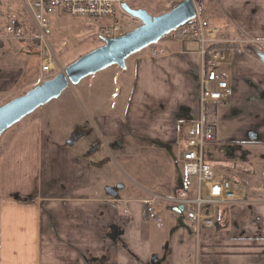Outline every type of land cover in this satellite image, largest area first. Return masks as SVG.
<instances>
[{"label":"crops","instance_id":"1","mask_svg":"<svg viewBox=\"0 0 264 264\" xmlns=\"http://www.w3.org/2000/svg\"><path fill=\"white\" fill-rule=\"evenodd\" d=\"M15 2L0 0L2 97L43 78L41 67L37 78L27 72L24 56L35 52L34 42L8 35L4 14ZM224 10L225 23L218 26L228 36L264 45V0H225ZM16 19L28 37L35 36L28 21ZM169 44L162 56L147 54L135 61L127 104L130 74L122 75V68L113 65L70 85L24 120L0 156V264H154L164 262L162 254L171 242L179 250L182 229L195 231L174 200L187 195L181 185L180 137L199 110L201 55L196 43ZM259 53L264 51L244 44L220 64L234 93L214 109L221 150L247 143L264 158V62ZM123 70L129 72L127 61ZM80 98L89 125L81 122ZM92 133L95 142L77 149ZM13 159L16 173L8 168ZM223 164L216 172L229 176L231 164ZM15 176L18 184L11 186ZM255 190L244 189L245 202L226 207L224 228L203 242L198 264H264V191ZM151 201L163 218L161 227L149 218Z\"/></svg>","mask_w":264,"mask_h":264},{"label":"built area","instance_id":"2","mask_svg":"<svg viewBox=\"0 0 264 264\" xmlns=\"http://www.w3.org/2000/svg\"><path fill=\"white\" fill-rule=\"evenodd\" d=\"M35 23L38 49L41 58V71L44 74L55 73L58 69L56 56L50 43L53 36L51 17L65 16L72 20L81 19L96 27L98 36L104 39L118 38L142 25L137 20L134 27H128L129 19L123 6L139 9L138 2L145 0H22ZM135 6V7H134ZM129 16V15H128ZM9 37L26 40L22 23L12 19L8 26ZM173 42H193L199 46L202 57L198 73L199 111L191 115L190 128L186 133L185 144L180 152L183 166L182 187L187 195L177 198L174 203L181 208L183 218L193 224L197 234L202 229H217L224 223L226 207L245 202L244 189L230 177L218 175L205 159V148L216 139L218 116L215 107L225 103L234 93L232 85L222 77L219 66L230 60L231 49H214V45L253 44L264 51V45L247 37L232 39L220 33L211 22L197 13L194 19L164 35L156 44L149 46L150 56H162ZM212 185L208 187L207 183ZM222 186L226 188L222 192ZM242 193V194H241ZM215 195V196H214ZM224 198V199H223ZM222 201V204L220 202ZM149 218L157 226H163V220L151 201L147 208Z\"/></svg>","mask_w":264,"mask_h":264},{"label":"rangeland","instance_id":"3","mask_svg":"<svg viewBox=\"0 0 264 264\" xmlns=\"http://www.w3.org/2000/svg\"><path fill=\"white\" fill-rule=\"evenodd\" d=\"M183 0H145L138 2L137 5L141 9L147 10L151 15L157 16L161 15L175 6H177L179 3H181ZM197 8V13L201 15V17L209 20L211 24L219 29L220 33H225L221 27L218 25H223L226 20L227 14L225 13V0H192ZM16 7L14 9H9L4 14V20H7L10 22L12 19H25L30 24L31 31L35 34H37V30L35 29L36 26L33 24V20L31 16L29 15L24 3L22 0H16L15 2ZM134 6V7H135ZM139 8V9H140ZM127 19H129L127 26L128 27H134L138 22L137 19L125 15ZM17 20V19H16ZM52 21V27H53V36L50 39L51 46L53 48L54 54L56 56V64L58 66V69L55 71V73L50 74H42L43 78L41 79L40 83L44 82L45 80L51 79L54 76H56L58 73H61L65 70V68L72 63L73 61L77 60L79 57L87 54L88 52L98 48L103 44V40L98 36V29L92 25H90L87 21H83L81 19L72 20L68 17L61 16V17H51ZM141 22V21H140ZM34 37H28L26 40L33 41L35 46V52H32L31 54H27L25 57L26 59V68L27 72L29 73L31 78H37L39 77L40 71L39 68L40 65V53L38 49V41ZM13 39V38H12ZM234 39V38H232ZM17 40V39H14ZM21 41V40H20ZM18 43V42H17ZM173 43H181V42H173ZM169 44L170 46L173 44ZM193 43V42H192ZM228 44V43H225ZM238 51H241L244 49V45H239ZM214 49L217 48H226V50L231 49L232 52L237 50V47L234 46V44H229V46H219L214 45ZM21 50V49H20ZM150 47H147L143 49L142 51L132 55L130 58H128L127 63L129 64V72L125 71L123 69H120V73L123 75L124 73L128 76L130 74V82L128 83V92H126L125 97V103L127 104L130 98V91L131 87L134 82L135 72H134V63L139 57H147V54L150 56ZM18 53V52H17ZM15 53V54H17ZM17 56V55H16ZM202 62V57H201ZM111 68H114L111 67ZM116 68V67H115ZM120 68V67H117ZM224 69H226V72L228 71V66H223ZM106 70L100 71L104 72ZM99 74V73H97ZM95 75H91L87 78H93ZM85 78L84 80H86ZM39 83V84H40ZM36 86L35 84H31L29 86H25L21 88V90H16L11 92L8 96H0V106L7 103L8 101L12 100L15 97H18L22 94H24L29 89ZM23 89V90H22ZM67 92V91H64ZM63 92V94H64ZM167 92H161V94H166ZM80 104L79 107L80 116H81V122L85 123L86 125H89L87 123V117L85 114V102L80 98ZM41 109H37L35 111V114L37 112L39 113ZM199 111V110H198ZM33 114V113H32ZM31 114L29 115V117ZM79 116V117H80ZM28 118V117H26ZM20 121L19 123L15 124L13 127L8 129L2 137L0 138V156L5 153L7 147L9 146V143L12 138H14L23 124L24 120ZM191 121V119H190ZM89 122V120H88ZM190 123H188L186 132L183 133V135L180 137V144H185V137L186 133L190 128ZM219 138H222L219 136ZM96 140L95 133H92L90 135H87L82 140H80L79 145L77 149L83 148L86 144H92ZM98 140V137H97ZM100 143V142H99ZM218 145H215L217 144ZM222 143H219L216 141H213L211 144H209L205 148V159L208 164H210L215 171H219L220 167H223V161L229 162L231 165H227V174L229 177H233L236 184L239 185V187L243 189H248L250 191H256L255 187H258L259 189H263L261 191H264V181H261V170L264 169V158L260 155V152H254L252 147L250 148V145L245 143V145L239 146L234 145L232 148L233 150H229L227 148H222ZM227 146V145H225ZM220 149V150H219ZM104 153H107L110 155L106 149H104ZM98 157V154L97 156ZM9 171H14L16 173L17 171V165L15 163V160L13 159V162H9ZM114 166V165H113ZM183 167V166H182ZM12 169V170H11ZM23 169V168H21ZM222 170V169H221ZM220 172V171H219ZM18 176H15L12 182L11 186H16L18 183L16 182V178ZM252 184V185H251ZM246 200V198H245ZM161 216V215H160ZM162 217V216H161ZM163 220V218H162ZM164 222V221H163ZM220 228H224L223 224L220 225ZM183 230V231H182ZM181 232L184 236V240L180 242L176 247L179 250H174L173 244L171 242V245H166L167 253L162 254L164 259V262H159L156 260V263L154 264H198L199 262V255H201V251L204 250L202 247V244L204 241L213 240L217 238L218 236V230L217 229H202L200 236H198L195 233V231L188 232V230L182 229ZM185 230V231H184ZM174 235V234H173ZM179 234L176 236H173L172 241L174 244L177 243V239L179 241ZM176 241V242H175ZM164 247V248H165ZM172 248V249H171ZM169 249V251H168ZM164 251V252H165ZM163 253V251H162ZM177 253V259L174 257V254ZM173 255V256H172ZM202 256V255H201ZM173 257V258H172Z\"/></svg>","mask_w":264,"mask_h":264},{"label":"water","instance_id":"4","mask_svg":"<svg viewBox=\"0 0 264 264\" xmlns=\"http://www.w3.org/2000/svg\"><path fill=\"white\" fill-rule=\"evenodd\" d=\"M123 7L129 15L141 21L142 25L118 38L104 39L101 46L70 63L63 72L1 105L0 138L4 132L38 108L60 97L70 85H76L84 78L113 65L126 69L129 57L156 44L164 35L187 24L197 15V8L192 0H183L171 10L157 16L145 9H132L127 5ZM259 57L264 62V54L259 53ZM217 230H220V226Z\"/></svg>","mask_w":264,"mask_h":264},{"label":"bare ground","instance_id":"5","mask_svg":"<svg viewBox=\"0 0 264 264\" xmlns=\"http://www.w3.org/2000/svg\"><path fill=\"white\" fill-rule=\"evenodd\" d=\"M124 8V7H123ZM124 11H125V9H124ZM126 12V11H125ZM127 13V12H126ZM128 14V13H127ZM129 15V14H128ZM129 16H131V15H129ZM132 17V16H131ZM213 168V167H212ZM214 169V168H213ZM216 172V171H215ZM217 173V172H216ZM219 175V174H218ZM227 177H229V176H227ZM232 180H234L232 177H230ZM207 185H208V187H210L211 185H212V183H210V182H208L207 183ZM222 192L223 191H225L226 190V188L224 187V186H222ZM242 194V193H241ZM215 196V195H214ZM224 199V198H223ZM220 204H222V201L220 202ZM201 233V232H200Z\"/></svg>","mask_w":264,"mask_h":264},{"label":"trees","instance_id":"6","mask_svg":"<svg viewBox=\"0 0 264 264\" xmlns=\"http://www.w3.org/2000/svg\"><path fill=\"white\" fill-rule=\"evenodd\" d=\"M219 46H229V44H219Z\"/></svg>","mask_w":264,"mask_h":264}]
</instances>
